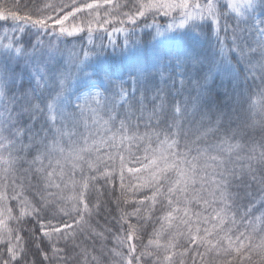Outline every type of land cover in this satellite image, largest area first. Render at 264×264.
Masks as SVG:
<instances>
[{"label": "snow or ice", "instance_id": "obj_1", "mask_svg": "<svg viewBox=\"0 0 264 264\" xmlns=\"http://www.w3.org/2000/svg\"><path fill=\"white\" fill-rule=\"evenodd\" d=\"M0 264H264V0H0Z\"/></svg>", "mask_w": 264, "mask_h": 264}, {"label": "trees", "instance_id": "obj_2", "mask_svg": "<svg viewBox=\"0 0 264 264\" xmlns=\"http://www.w3.org/2000/svg\"><path fill=\"white\" fill-rule=\"evenodd\" d=\"M101 224H103V220H101ZM89 243H90V241H89ZM107 243H108V246H111V241H108Z\"/></svg>", "mask_w": 264, "mask_h": 264}]
</instances>
